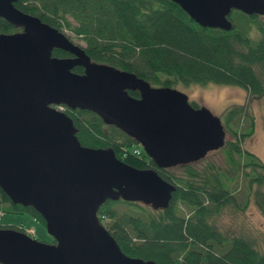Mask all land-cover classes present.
Instances as JSON below:
<instances>
[{
  "label": "water",
  "instance_id": "obj_1",
  "mask_svg": "<svg viewBox=\"0 0 264 264\" xmlns=\"http://www.w3.org/2000/svg\"><path fill=\"white\" fill-rule=\"evenodd\" d=\"M201 27L232 29L233 10L264 16V0H170ZM0 0V189L32 207L52 242L0 228L1 264H161L123 253L97 212L107 200L166 209L176 186L153 169L81 145L62 110H87L136 141L158 168L198 162L222 148L221 118L172 87L94 62L64 32ZM71 56L55 57L53 49ZM75 66L83 73H75ZM129 91H137L133 97Z\"/></svg>",
  "mask_w": 264,
  "mask_h": 264
},
{
  "label": "trees",
  "instance_id": "obj_2",
  "mask_svg": "<svg viewBox=\"0 0 264 264\" xmlns=\"http://www.w3.org/2000/svg\"><path fill=\"white\" fill-rule=\"evenodd\" d=\"M14 6L59 31H70L83 42L81 47L92 61L133 73L154 87L173 88L183 83L243 88L248 96L245 104L233 105L222 114V124L231 139H226L219 151L237 170L233 182L239 175L246 180L241 208L252 193L264 215V192H252L253 184L264 183V163L243 147L255 131L248 102L264 101L263 16L233 10L229 16L232 29L224 31L201 27L170 0H15ZM16 31L0 17V33ZM52 55L71 56L56 48ZM72 71L81 74L83 68L75 66ZM129 94L139 96L137 91ZM62 111L78 129L81 145L112 148L126 164L153 169L176 186L166 209L121 199L101 205L98 219L123 253L161 264H264V254L251 240L227 235L212 221L225 205L236 202L233 188L226 186L228 173L213 163L199 166L205 158L158 168L136 141L117 127L104 124L95 113L66 106ZM139 147L140 154L136 155L134 150ZM3 213L28 214L45 227L32 207L12 204L0 189V217ZM0 228L28 234L23 225Z\"/></svg>",
  "mask_w": 264,
  "mask_h": 264
},
{
  "label": "rangeland",
  "instance_id": "obj_3",
  "mask_svg": "<svg viewBox=\"0 0 264 264\" xmlns=\"http://www.w3.org/2000/svg\"><path fill=\"white\" fill-rule=\"evenodd\" d=\"M264 17V16H263ZM73 42L83 45V42L77 39L70 31H63ZM173 88L185 93L190 102L196 103L198 106H205L214 115L222 118L224 111L237 104H245L247 101L246 91L238 86L226 85H186L178 83ZM249 110L255 119L254 134L247 138L243 147L254 153L264 163V101L260 99H252L248 102ZM61 110L63 109L60 108ZM226 139L230 140L231 135L227 134ZM225 153L219 150L209 152L202 163H213L225 173H228V187L233 188L236 202L234 204L225 205L213 217V223L225 234H238L251 240L256 248L264 254V215L255 204L252 193L250 200L244 208H241L247 191V183L244 177L239 175L236 182H233L232 176L237 174V170L233 168L231 163L225 159ZM264 192V183L261 186L252 185V192L255 190ZM240 204H239V203ZM16 226L23 225L26 231L33 230L34 238L51 242L52 237L47 233L41 222H35L28 214L3 213L0 217V226Z\"/></svg>",
  "mask_w": 264,
  "mask_h": 264
},
{
  "label": "built area",
  "instance_id": "obj_4",
  "mask_svg": "<svg viewBox=\"0 0 264 264\" xmlns=\"http://www.w3.org/2000/svg\"><path fill=\"white\" fill-rule=\"evenodd\" d=\"M134 153L136 154V155H139L140 154V149L139 148H136L135 150H134ZM28 232L30 233V234H34V232H33V230H28Z\"/></svg>",
  "mask_w": 264,
  "mask_h": 264
}]
</instances>
